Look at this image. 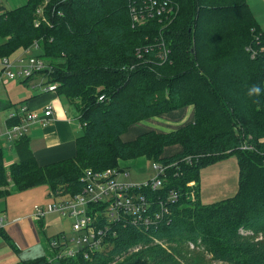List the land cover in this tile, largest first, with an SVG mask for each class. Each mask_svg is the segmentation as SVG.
Segmentation results:
<instances>
[{"label": "trees", "instance_id": "trees-1", "mask_svg": "<svg viewBox=\"0 0 264 264\" xmlns=\"http://www.w3.org/2000/svg\"><path fill=\"white\" fill-rule=\"evenodd\" d=\"M168 1L177 12L167 18L144 14L153 12L149 0L0 5V58L36 45L34 57L50 69L33 76L57 85L56 95L75 107L82 126L74 156L46 165L37 163L26 135L13 141L17 159L8 171L0 147V199L11 194L3 189L9 181L15 191L47 186L48 196L59 190L76 195L84 170L116 168L118 159L144 156L167 166L160 188L135 191L150 217L163 212L155 226L98 218L107 227L109 251L55 264H109L116 257L114 264H185L189 244L223 264H264V92L247 95L252 85L264 90V34L246 0ZM188 106L192 121L178 129L121 139L142 120ZM170 146L179 150L164 156ZM231 154L239 169L236 194L211 205L197 193L192 200L187 184L198 181L199 169ZM173 192L172 203L166 199ZM155 238L165 247L153 244Z\"/></svg>", "mask_w": 264, "mask_h": 264}, {"label": "rangeland", "instance_id": "rangeland-1", "mask_svg": "<svg viewBox=\"0 0 264 264\" xmlns=\"http://www.w3.org/2000/svg\"><path fill=\"white\" fill-rule=\"evenodd\" d=\"M22 1L23 0H0V3L5 9H13L22 5ZM246 2L260 27L261 32L259 31V33L264 34V0H246ZM159 12L160 13L157 15L159 18H166V14L169 12H175L176 14L177 9H171L168 11L160 10ZM2 41L3 39L0 38V43ZM36 47L37 46L34 45L33 49H31L30 55L35 56L40 54L39 49H34ZM14 80L8 82V85L0 86V103L6 102L7 99L10 98L8 99L10 102V109L17 106L22 98L30 97L32 94L39 92L38 88L32 89L33 85L31 83H42V87L45 85V82H47V79L41 75H37L30 79V83L28 82L29 84L27 85L23 84L21 82L22 80ZM4 90L5 92H3ZM73 107L72 109L75 111ZM186 108L175 111L184 110ZM1 113L2 112L0 111V114ZM0 116L2 117L3 115ZM155 117L159 116H154L146 120L152 121L151 119ZM189 121H192V119L190 118L188 121L182 123L179 122V126H182ZM148 124L149 126H154L152 122H149ZM138 126L139 127H130L128 131L122 135V140H132L140 131H146L151 128L155 130L158 129L161 132H169L179 128V126L174 127L175 125L172 127L158 128ZM178 150L179 146H170L164 150L163 155L170 156L175 154ZM151 165L152 162L148 161L144 156L131 159H118L116 170L126 172L129 175L127 177L125 176L123 179L120 178L121 181L136 184L154 178L156 172L152 169ZM8 167L9 164L5 163L6 171H8ZM238 182L239 169L237 157L235 154H231L224 159L202 166L198 171V181L192 180L187 185L191 188L190 196L192 200H194L195 194L197 193L199 201L202 204L211 205L214 203H220L222 200L234 196L238 189ZM13 186L12 182L9 181L8 185L3 189L5 192H11V194L0 199V201H2L0 202V264H16V262H22V260L42 256L47 261L52 255L49 242L53 238L58 237L63 233H65L66 239L68 240L71 238L77 239L79 237L80 234L71 229L72 221L58 212H45L39 218L34 216L36 221H40L39 224L33 220L34 218H27L26 216L30 211H33L34 213V204L39 207L45 206L50 201V196L52 197V202L58 205L61 203L60 201L71 200L74 195L65 192L57 195L59 191H56L52 192L53 194L49 193L50 196H47L49 192L48 187H35L34 189H27L25 191H15L16 189H14ZM33 245L40 247L32 248L30 250L27 249L31 248ZM69 245L73 246L72 243ZM184 251L186 257L185 264H223L214 261L210 254L200 252L196 247L192 249L189 247L187 251L185 249ZM18 258H20L19 261Z\"/></svg>", "mask_w": 264, "mask_h": 264}, {"label": "built area", "instance_id": "built-area-1", "mask_svg": "<svg viewBox=\"0 0 264 264\" xmlns=\"http://www.w3.org/2000/svg\"><path fill=\"white\" fill-rule=\"evenodd\" d=\"M170 4L168 0H149L147 10H153V12L146 11L144 14H147L149 18L158 17L160 10L168 11L173 8ZM171 13L166 14V18ZM135 19L138 18L135 17ZM142 19H144L143 16ZM145 21L146 19L142 20V22ZM46 69H50V67L46 66L42 60L30 55V49L13 58H0V86L14 79L25 80ZM56 87L57 85L52 83L43 85L41 89L43 92H52L55 91ZM99 99L101 100L102 97ZM43 110L41 116L36 115L26 103L18 104L13 109H9L3 126L0 128V138L13 142L15 139L23 137L28 132L30 122L35 119L44 121L52 114V105H45ZM15 118L18 119L17 122L8 126L7 121ZM151 166L156 172L154 178L136 184L121 181L120 178L123 179L129 175L126 172L116 170V168L103 171L86 169L80 178V181L83 182L82 189L72 196L71 200L60 201L61 203L56 205L50 196V201L45 206L35 205L34 216L36 218L41 217L45 212H58L69 218L72 221L71 229L80 234L77 239L68 240L65 233L53 238L49 242L52 255L47 257V261L39 264H55L67 258L89 260L97 254L109 251V241L106 237L107 227L105 226L104 229L100 227L98 218L115 224L123 218L129 217L133 224L142 222L145 225L155 226L157 221L161 219L163 212H154L153 217H150L147 201L143 195L135 192L139 188L151 187L155 190L162 186V177L167 166L158 162H153ZM62 192L59 190L57 195ZM177 197V192L169 193L166 200L173 203ZM70 243L73 246H70ZM152 243L165 247L164 242L160 239L155 238ZM189 247L192 249L195 246L189 244ZM137 249L136 247L132 251ZM119 259L120 257H116L109 264H114Z\"/></svg>", "mask_w": 264, "mask_h": 264}, {"label": "crops", "instance_id": "crops-1", "mask_svg": "<svg viewBox=\"0 0 264 264\" xmlns=\"http://www.w3.org/2000/svg\"><path fill=\"white\" fill-rule=\"evenodd\" d=\"M25 2L26 0H23L21 3L24 4ZM0 5L2 4L0 3ZM8 82L10 81H7V83ZM29 83H26V85ZM31 84L33 85L32 89L38 88L39 92L32 94L30 97L22 98L21 101L27 102L26 104L29 106L30 110L39 116L42 115L45 105L48 104L52 105L53 108L52 114L48 118L44 119V121L35 119L33 122H30V125L28 126V132L26 136L28 137L29 148L32 151V154L34 155L35 160L39 165H46L49 163H53L73 157L75 153V139L82 132V126L79 121V115L75 107H73L72 104H70L65 98L57 96L55 91L43 92L41 89L42 83L39 84L31 83ZM3 92H5V90ZM8 99L6 102L0 103V111L2 112L0 115H3L2 117L0 116L1 118L0 128H2L7 112L9 111L8 108L10 107V102ZM6 104L8 106L5 107ZM71 106L75 109V111L72 109ZM192 110H193L192 107L189 106L184 110L173 111L172 113L170 112L166 115L155 117L151 119L152 121L142 120L137 124L132 125L131 127H139L138 125H140L141 127H156V128L172 127L174 125H175L174 127H178L180 125L179 122L182 123L184 121H188L190 118L192 119L193 117ZM149 122H152L154 126H149L148 124ZM145 123H147L148 125ZM149 130H155V129L151 128ZM158 131L161 132L160 130ZM0 147L3 150L6 164L10 165L11 163L16 161L17 158L15 155L12 141L10 142L0 138ZM39 187L46 188L47 186H39ZM35 205L36 204L33 205V210ZM26 216L27 218L29 217L34 218L33 211H30V213L26 214ZM33 220L36 221L35 218ZM39 247L40 246L33 245L31 248H27V249L30 250L32 248H39ZM19 260L20 258H18V261Z\"/></svg>", "mask_w": 264, "mask_h": 264}, {"label": "clouds", "instance_id": "clouds-1", "mask_svg": "<svg viewBox=\"0 0 264 264\" xmlns=\"http://www.w3.org/2000/svg\"><path fill=\"white\" fill-rule=\"evenodd\" d=\"M264 90H262L259 86L257 85H252L247 92V95L249 97H259Z\"/></svg>", "mask_w": 264, "mask_h": 264}]
</instances>
